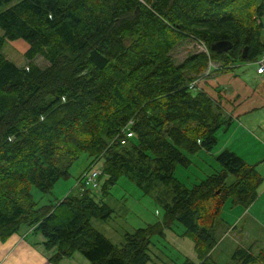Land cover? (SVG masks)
I'll return each mask as SVG.
<instances>
[{
    "label": "trees",
    "instance_id": "16d2710c",
    "mask_svg": "<svg viewBox=\"0 0 264 264\" xmlns=\"http://www.w3.org/2000/svg\"><path fill=\"white\" fill-rule=\"evenodd\" d=\"M0 241L27 227L56 248L54 263L81 252L90 264H148L153 236L176 222L194 243L198 261L220 264L212 250L217 232L230 226L224 204L250 206L264 175L230 148L216 155L219 168L192 186L175 174L190 155L218 144L230 122L219 100L189 82L216 70L256 62L264 53V0H0ZM200 51L176 63L181 41ZM25 40L26 66L3 52L7 41ZM232 43L228 51L211 46ZM202 47L209 50V55ZM247 48L246 56L243 57ZM48 64L40 67L35 58ZM129 121L134 135L121 142ZM86 152L90 161L77 177L101 162L103 192L121 176L145 194H156L161 219L112 241L92 222L114 211L91 188L39 204L31 185L51 192ZM23 227V228H24ZM235 264H264V247L238 245Z\"/></svg>",
    "mask_w": 264,
    "mask_h": 264
},
{
    "label": "rangeland",
    "instance_id": "374dc122",
    "mask_svg": "<svg viewBox=\"0 0 264 264\" xmlns=\"http://www.w3.org/2000/svg\"><path fill=\"white\" fill-rule=\"evenodd\" d=\"M260 2L261 0H257ZM7 6L0 8V11L5 9ZM23 42L25 40L22 39ZM198 41L192 38L181 41L176 45L172 51V56L176 63L182 62L186 57L191 54L200 51V46ZM22 46L20 44H14L12 41H7L4 45L3 52L5 55L10 56L12 59H16L18 63L22 66L27 65V59L25 55L21 54L19 49ZM10 54L16 55L14 58ZM35 62L40 66L44 67L48 62L42 57L38 56L35 58ZM246 63L237 66L236 68H229L227 70H216L214 68L213 73H225V75H231L229 79V87L238 88L239 85L237 80L240 77L244 78L245 71L250 68H257L258 65ZM20 66V65H19ZM210 75L207 80L202 79L199 81L195 90L201 89V85L204 83L205 87L209 89L212 94L217 98H222L223 101L226 100V90L223 88L216 87L217 82L215 81V76ZM202 82V83H201ZM201 83V84H200ZM218 85V84H217ZM224 86H228L224 84ZM221 92V96L219 93ZM234 106L236 107V100L232 97ZM227 103V101H224ZM221 142L218 143L213 150H206L205 148L200 149L198 152L190 155L192 158V163L189 166H184L178 164L175 169V174L179 177L186 185L192 186L194 183L200 182L202 178L206 175L214 172L216 168H219V163L216 160L215 155L221 150ZM90 161V157L86 152H83L80 157L71 166V175L66 178H60L54 185L51 192L45 193L41 191L37 186L31 185V192L35 200H38L39 204L48 203L51 200L56 201L63 198L68 192H77L79 187L76 185L77 177L81 171L87 166ZM102 161L98 162V166L101 165ZM103 182L99 189H93L96 194V198L99 200L103 199L110 203L114 209L112 215L107 219L94 217L92 222L96 228L105 233L108 237L112 239L113 242L121 244L124 240V233L126 231H132L136 227L145 226L150 222H155L162 218L163 216V206L156 199V194L161 190L166 189V185H160L151 194H145L141 188H139L134 180L127 176H121L118 181L108 188V192H103ZM237 207L242 208V205H232L230 201L226 202L223 207L222 217L228 219V224L232 221H236L238 216ZM24 227V226H23ZM22 229H27L24 239H28L32 242L34 247H39L41 252L40 255L45 254L47 258L50 254L55 252L56 248L49 249L43 244L44 236L40 231H34V229H28L24 227ZM166 234L164 236L154 235L153 245L151 246L152 260L148 264H179L186 257H191L197 260L195 250H193V240L183 233L184 226L176 222L173 229L166 228ZM23 232V231H22ZM222 231L217 232L219 239L218 247L213 252L212 256L220 264H235L232 261V246L234 248L235 241L244 242L250 240L246 233L239 231V229L234 228L230 230L227 234ZM258 246L253 250L258 252L260 248L264 247V232H259ZM222 241V242H221ZM164 252H162V251ZM47 260V264H90V260L84 256L81 252H75L70 256L63 257L59 262L54 263L51 260Z\"/></svg>",
    "mask_w": 264,
    "mask_h": 264
},
{
    "label": "crops",
    "instance_id": "0c3cea01",
    "mask_svg": "<svg viewBox=\"0 0 264 264\" xmlns=\"http://www.w3.org/2000/svg\"><path fill=\"white\" fill-rule=\"evenodd\" d=\"M2 33L0 28V36ZM12 43L22 46L18 52L23 55H25V52L29 48L28 43L26 41L23 42L22 39L14 40ZM10 55L14 58L17 57L13 54ZM7 57L22 66L16 59L14 60L8 55ZM251 64L255 63L252 62ZM256 67L258 68V65ZM257 68L246 70L244 78L240 77L237 80L239 87L235 89L229 87L228 81L231 75L218 72L211 73L215 76V81L218 84H216V87L227 91L226 100H224L227 103L222 98L217 99L205 87L204 83L201 87L220 101L225 114L230 118V122L218 131V143L221 142L220 149L230 148L236 151L246 161L255 163L258 170L264 175V71L259 72ZM207 77L203 78L204 81L207 80ZM224 84L228 86H224ZM221 95L220 92L219 96ZM232 97L237 102L234 108L228 107L234 106ZM237 209L238 216L236 221H232L227 228L220 224V231L224 229V233L227 234L230 230L237 228L239 231L246 233V236L250 238L244 244L241 240H236L234 248L232 246L233 251L238 245L252 246L254 250L258 246V240L261 238V236L259 237V232H264V181L260 186L259 195L256 200L250 206L237 207ZM225 219L228 221L227 218ZM26 230L15 233L6 241H0V264H47V256L45 254L40 255L41 253H39L41 252L39 250L41 248L34 247L30 240L24 239ZM217 247L218 244L212 250V254ZM196 261H198V258Z\"/></svg>",
    "mask_w": 264,
    "mask_h": 264
},
{
    "label": "built area",
    "instance_id": "2783aa9c",
    "mask_svg": "<svg viewBox=\"0 0 264 264\" xmlns=\"http://www.w3.org/2000/svg\"><path fill=\"white\" fill-rule=\"evenodd\" d=\"M203 52L209 55V50L206 47H202ZM258 64L257 70L259 72L264 71V53L258 58L256 61ZM218 64L210 60L209 68H206L201 74L195 77L192 81L189 82L190 87H196L205 76H209L213 72V68H217ZM131 122L123 127L122 129V136H120V140L122 143H126L129 137H132L135 133L134 130L131 129ZM102 170L101 167L98 165H92L88 169H86L83 174L81 175L80 179L77 180L76 185L79 189L91 188V189H99L101 185L100 174Z\"/></svg>",
    "mask_w": 264,
    "mask_h": 264
},
{
    "label": "water",
    "instance_id": "95a60500",
    "mask_svg": "<svg viewBox=\"0 0 264 264\" xmlns=\"http://www.w3.org/2000/svg\"><path fill=\"white\" fill-rule=\"evenodd\" d=\"M232 47V43L230 41H227V40H221V41H218L216 43H214L212 46H211V49L213 51H217V52H223V51H228L230 50ZM246 52H247V48H245L244 50V54H243V57L246 56Z\"/></svg>",
    "mask_w": 264,
    "mask_h": 264
}]
</instances>
